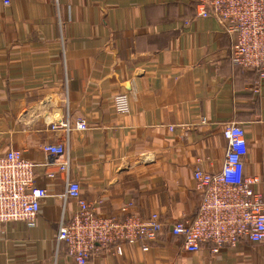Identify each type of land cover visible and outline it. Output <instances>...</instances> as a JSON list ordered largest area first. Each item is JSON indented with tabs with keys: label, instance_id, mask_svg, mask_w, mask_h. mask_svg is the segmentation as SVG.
I'll use <instances>...</instances> for the list:
<instances>
[{
	"label": "crops",
	"instance_id": "1",
	"mask_svg": "<svg viewBox=\"0 0 264 264\" xmlns=\"http://www.w3.org/2000/svg\"><path fill=\"white\" fill-rule=\"evenodd\" d=\"M199 1L0 0V154L21 150L57 193L35 227H0V264H78L58 240L77 203L39 142L66 147L69 179L98 214L124 218L134 203L142 220L165 225L153 241L99 247L87 264H264V242L190 253L169 228L197 214L194 171H221L229 123L246 130L245 174L264 197V84L232 64L235 36L197 18ZM120 94L128 115L116 111ZM81 120L87 130H75Z\"/></svg>",
	"mask_w": 264,
	"mask_h": 264
},
{
	"label": "built area",
	"instance_id": "2",
	"mask_svg": "<svg viewBox=\"0 0 264 264\" xmlns=\"http://www.w3.org/2000/svg\"><path fill=\"white\" fill-rule=\"evenodd\" d=\"M2 2L5 6L11 5V0ZM197 11V18H214L225 32L235 36L232 64L255 71L258 87L264 84V0H200ZM59 99L65 108L68 94L60 92ZM114 104L118 114L130 113L126 94L117 95ZM64 126H70L69 119ZM59 127L54 124L53 129ZM87 128L85 121L75 124V130ZM223 135L227 147L221 171L215 174L200 168L194 171L201 194L197 214L169 225L173 235L183 238L184 247L190 253H197L206 245L219 253L225 248H236L242 239L264 242V197L256 190L260 178L245 174L249 153L246 130L229 123ZM36 149L56 159L59 172L68 182L64 199L77 203L72 220L61 222L58 240L78 264H87L99 247L153 241L163 231L165 225L161 221L142 220L134 211V203L125 206L124 218L98 214L97 208L82 198L79 183L69 179L71 164L66 147L60 143L39 142ZM201 161L199 158L198 162ZM36 169V164L26 159L19 149L0 154V227L14 223L35 227L43 201L57 196L55 191L39 185Z\"/></svg>",
	"mask_w": 264,
	"mask_h": 264
}]
</instances>
